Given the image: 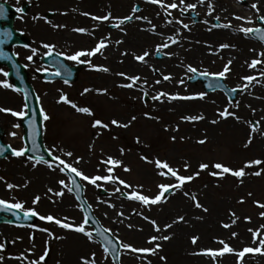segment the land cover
<instances>
[{
  "label": "rangeland",
  "instance_id": "rangeland-1",
  "mask_svg": "<svg viewBox=\"0 0 264 264\" xmlns=\"http://www.w3.org/2000/svg\"><path fill=\"white\" fill-rule=\"evenodd\" d=\"M3 1L9 2L0 0ZM19 2H12L16 3V9L28 3ZM111 2L113 5L107 7L108 0H38V10L29 4L25 13H14L12 28L25 43L11 51L24 66L27 84L34 91L40 110L49 117L46 121L42 119L45 151L89 178L111 176V180L101 179L95 184L81 180V184L94 216L120 242V264H257L262 260L258 257L264 256V246L260 244L264 239V216L261 215L264 208L258 206L264 204V163L248 168L245 165L256 160L264 162V47L240 29L260 26L258 10L264 0H184L183 4L180 0ZM172 3L177 7H168ZM190 4L195 8H188ZM135 6L139 7L135 13L142 21L137 20L134 26L111 31V38L105 32L110 30L108 23L113 21L101 26L96 34L88 31V19L96 22L91 17L104 18L109 10L120 22L134 14ZM115 8L117 12L113 11ZM86 13L87 17H83ZM149 18H159L161 23H149ZM237 37L253 43L259 52L244 56L242 49H232L239 40ZM173 39L177 43H172ZM211 41H216L213 46L219 47L222 58L217 59L216 54L211 56L210 50L202 47L206 42L211 46ZM101 42L106 47L91 57H81V63L64 58L72 68L82 66L72 83L42 79L40 71L45 68L42 59L49 55L44 45L52 48V54L65 57L92 51ZM165 43L169 46L163 47ZM146 52L143 62L136 59ZM254 60L259 61V66L251 69ZM135 62L141 63L137 64L139 70L133 67ZM225 65L229 71L223 78L224 84L239 91L232 101L222 92L206 93L201 83L189 82L194 74L187 70L189 66L199 74H218ZM4 73L8 69L0 66V85L6 82L11 89L0 86V108L17 113L25 111L27 115L21 93ZM165 76L170 79L164 80ZM125 77L139 79L133 87H125L132 83ZM248 77L255 79L248 83L245 79ZM160 93L166 95L153 99ZM201 94L203 99L198 98ZM171 96L197 98L170 100ZM61 97H67L77 107L88 108L92 115L59 102ZM225 109L231 113L227 119L219 116ZM201 116L203 119H186ZM23 119L0 112L2 143L14 151L25 150ZM95 121L107 127H93ZM113 121L128 126L119 127ZM253 128L256 130L252 131ZM200 140L206 142L201 144ZM69 152L70 157L66 155ZM109 158L119 162V166L110 165ZM157 161L166 163L180 176L190 177L197 172L199 175L186 181L180 190L173 189L155 205L128 199L133 192L152 199L160 193V185L178 183L167 169L156 167ZM201 164L209 167L201 171ZM216 164L233 171L244 169L245 175L236 178L230 173H220L213 167ZM58 165L59 160L37 164L26 155L0 160V200L20 203L23 205L20 211L38 214L32 227L0 225V264H80L79 259L85 260L84 264L90 259L96 264H112L98 242L38 218L52 216L73 227L84 221L69 191L67 178L60 171L63 166ZM161 171L166 175L161 176ZM256 171L261 174L254 175ZM119 181L129 187L125 188ZM8 185L13 187L9 189ZM99 189L106 195L101 196ZM58 192L63 195H56ZM36 197L39 201L34 203ZM197 202L202 207L197 208ZM85 230L91 232L87 227ZM164 236L170 238L163 240ZM79 237L86 239L84 252L77 242ZM152 237L157 239L149 243ZM193 237L198 238L196 244L192 243ZM220 241L233 252L217 257L195 254L221 251L224 245ZM156 245L159 248L154 254L140 251L154 249ZM245 248L261 251L239 257L237 254ZM41 256H45L44 261L40 260ZM253 257L258 259L253 261Z\"/></svg>",
  "mask_w": 264,
  "mask_h": 264
},
{
  "label": "snow or ice",
  "instance_id": "snow-or-ice-1",
  "mask_svg": "<svg viewBox=\"0 0 264 264\" xmlns=\"http://www.w3.org/2000/svg\"><path fill=\"white\" fill-rule=\"evenodd\" d=\"M147 2L149 3H159V0H147ZM180 3L183 4L184 3V0H180ZM162 7L164 5H161ZM168 7L170 8H176L177 7V4L176 3H172L171 5H169ZM211 7V6H209ZM253 7H256V5H253ZM188 8H195V5L194 4H190L188 5ZM138 9L136 8H133V13H135ZM17 11H21V9H17ZM3 17V8L0 7V18ZM93 20H96L97 17L93 16L91 17ZM109 17L105 16L103 19L104 20H107ZM140 17H137V19H139ZM132 19V16H128L126 17L124 20H121L120 21V24H123L125 23L126 21H130ZM237 19H240L239 17H237ZM113 27H119V25H116L114 24ZM184 28H187L188 25H183ZM220 27H224V28H227V27H230L229 25H220ZM74 31H80V32H83L84 30L83 29H74ZM241 32H243L245 35H248V34H252V33H261V29H253V28H242L240 29ZM5 35H9L8 33H5ZM261 40H264V35H261ZM119 43V41H118ZM172 43H177L176 40H172ZM169 45L167 43H165L163 45V47H168ZM44 47L48 48L49 49V55L52 54V48L49 47L48 45H44ZM104 47H106V45L101 42L99 43L96 48L92 51H88V52H85V51H79V52H76L74 55H70V56H65L64 58L66 60H69V61H73V62H76V63H81L82 61L80 60L81 57H84V56H87V57H91L97 53H99ZM221 47H228V45H222ZM159 50H160V46H158L157 48V52L159 53ZM148 55V53H144V55L142 56H138L136 57V59L140 62H143L145 57ZM0 59H7V56L5 53L3 52H0ZM29 61H31L32 57L29 56L28 57ZM231 63V61H229V64ZM259 63V61H252V64H251V67H255L256 64ZM99 70H102V71H108V69H99ZM189 72L191 73H196L197 72V69L195 68H192L191 66L188 67L187 69ZM229 71V66L228 65H225L223 71L219 72L218 74H209L208 72H204V73H201V75L205 76V77H208V76H212L213 79H223L225 78L226 76V73ZM4 75L6 76L7 73H4ZM57 75H59L57 73ZM123 75V74H121ZM125 79H131L132 83L130 84H127V85H123L125 87H133V85L136 83V81L139 79V77H132V78H129V77H125ZM164 80H168L170 79V77L168 76H165L163 78ZM248 83H251L253 79H255L254 77H248V78H245ZM67 82V81H65ZM160 81L158 80L157 83H159ZM3 88L5 89H11V85H9L8 83H3L2 85ZM245 87H247V84L245 85ZM15 91V89H13ZM87 91V90H86ZM235 91V90H233ZM146 95V93H145ZM166 95L165 93H160L159 95L157 96H154L153 99L155 100H159L160 99V96H164ZM197 97H178V96H171L169 97L170 100H176V99H184V100H188V99H195ZM199 99H203L204 98V94H201L199 97ZM59 102H63L65 104H69L72 108H74L77 112H80V113H85V114H88V115H92V113L90 112V110L86 107H77V105H75L74 103H71V101L67 98V97H61V101ZM0 112H6V113H10L12 116L14 117H18L19 119H23L24 116L26 115L25 111H21L19 113L15 112V111H12V110H9V109H4V108H0ZM40 115L42 117L43 120H48L49 117L43 112V110L41 109L40 111ZM231 115V113L228 112L227 109H225L224 111H221L219 113V116L222 117V118H225L227 119L228 116ZM133 119H135L133 117ZM186 119H189V120H198V119H203V117H189V118H186ZM113 124L119 126V127H127L128 125H120L118 124V122L116 121H113L112 122ZM212 123H216V121H212ZM17 127L19 125H16ZM107 127L106 125L102 124V122L100 121H95L94 124H93V127ZM256 129L253 128L252 131H255ZM12 135H15L14 133ZM199 143L203 144L205 143L206 141L205 140H200L198 141ZM248 143L250 144L251 143V136L249 137V140H248ZM247 147V144L245 145ZM24 151L25 150H18V151H13V155L16 156V157H20V156H23L24 155ZM0 154H3L2 153V150H0ZM49 155H51V152H49ZM66 155H68L69 157L72 155V153H67ZM142 159H144V157H142ZM52 160L53 161H56V160H59V165H62L63 167L60 168V171L61 172H64L65 170H67L68 173L70 174H75V176L79 177L81 180L83 181H87L88 183H91V184H95L96 181L98 180H101V179H105L106 181L107 180H111V176L107 177V178H101L99 176L97 177H94V178H89L88 176L82 174V172H80L79 170H77L75 167H71L69 164H67L64 160L62 159H59L58 157H55V156H52ZM36 163L39 164V163H47L46 161L43 160L42 157L38 158L36 160ZM77 163H79V161H77ZM108 163L110 165H113V166H116L118 167L119 166V162L117 161H114L112 160L111 158H109L108 160ZM264 162L260 161V160H256V161H253L249 164H246L245 165V168H248V167H252L253 165H260ZM58 165V166H59ZM35 166V165H33ZM48 167L49 168H52V164H48ZM156 167L159 168V169H167V172L168 174H170L171 177H174L175 180L178 182V183H175V184H172V185H160V193L158 195H156L154 198L152 199H149L148 197L146 196H143V195H138L136 194L135 192H133L131 195H129L127 198L130 199V200H138L140 201L142 204L144 205H149V204H152V205H155L159 202H162L163 199L165 198L164 197V194L165 193H170L172 191V189H176V190H180L183 186V184L186 182V181H191L193 179L196 178V176L199 175V172H197L194 176H190V177H183V176H180L177 174V172L173 169H171L166 163H162L160 161H157L156 162ZM187 167V165H186ZM209 166L207 164H201L200 165V170H204L206 168H208ZM213 167H215L216 169H219L220 170V173H223V174H231L232 176L236 177V178H242L244 175H245V171L244 169H240V170H236V171H233L231 170L230 168L228 167H225L221 164H216L214 165ZM125 171H128L129 169L125 168L124 169ZM109 172L111 173V168H109ZM220 173H210V175H219ZM161 176H164L166 175V173L164 171H161L159 173ZM254 175H257L259 176L261 173L259 171H256L253 173ZM113 182H116V181H113ZM61 185H64V181H60ZM119 183L123 184V186L125 188H128L129 185H127L126 183H124L123 181H119ZM13 186L12 185H8V188L11 189ZM51 191V190H50ZM69 191H71V189H69ZM77 191H79V187L77 186ZM117 191H120V189L118 188ZM56 195H63L62 192H58L56 193ZM185 195H187V193H185ZM193 199L195 200V197H193ZM39 201V197H36L35 200H34V203L38 202ZM241 203H243V201H241ZM112 205H109V207H111ZM195 206L197 208H200L202 207L198 202L195 204ZM259 207H262L264 208V204H258ZM23 208V205L20 204V203H15V204H9V203H6L2 200H0V211H3V210H16V211H20L21 209ZM204 211H207V209H204ZM37 213L35 211H24L23 212V217L24 219H30L32 217H37ZM234 215V214H233ZM262 216H264V213H261ZM39 219L41 220H46V221H49V222H53L55 224H57L59 227L63 228V229H71L72 231L76 232V233H82L85 237H87L89 240L92 239L93 237V233L92 232H89V231H86L85 230V227L86 225L88 224L89 220H90V217L88 215H86L84 217V221L81 225L79 226H76V227H73L71 226L69 223L67 222H61L60 220H56L54 219L52 216H48V217H43V216H40L38 217ZM67 219V218H65ZM180 220H183V217L180 218ZM151 223H153V227L156 229V231H160L159 228L156 227L155 225V222L154 221H150ZM167 227H171V225H168ZM224 227H229V225H224ZM46 231V230H45ZM109 230L108 229H104L103 232L101 233H97V235H100V236H103V233H106L108 232ZM49 235H51V233H49ZM236 233H233V236L235 237ZM256 233H254V240H255V237H256ZM170 237L168 236H164L162 237L163 240H168ZM157 239V237H152L151 240L149 241V243H152L153 241H155ZM197 239L196 237H193L192 239V243L193 244H196L197 243ZM105 242L106 243H109L111 244V241H108L106 238H105ZM120 242L119 241H116V244H113L112 247H111V251L113 254L116 253V245H118ZM221 244H223V249L221 251H212V250H208L204 253H195V254H203V255H208V256H211V257H217V256H222L224 255L225 253H232L233 250L227 245V244H224L223 241H220ZM260 244L262 246H264V239H261L260 240ZM2 247V246H0ZM124 248H129L128 245H123ZM159 248V245H156V248L154 249H148V250H140V251H145L147 252L148 254H154L156 250H158ZM105 252L107 253L109 251V248H105L104 249ZM131 251H137L136 249H130ZM253 251H256V252H259L261 251L260 248H257V249H252V248H245L243 251L239 252L237 255L239 257H243L246 253H249V252H253ZM47 254V249L45 250V255ZM45 259V256H41L40 257V260L41 261H44ZM161 259H165L164 257H161Z\"/></svg>",
  "mask_w": 264,
  "mask_h": 264
},
{
  "label": "water",
  "instance_id": "water-1",
  "mask_svg": "<svg viewBox=\"0 0 264 264\" xmlns=\"http://www.w3.org/2000/svg\"><path fill=\"white\" fill-rule=\"evenodd\" d=\"M0 7L3 8V17L0 18V52L5 53L7 56V59H0V64H4L10 69L9 77L13 79L16 87L23 92L28 107V116L24 119L22 123V126L24 128V141L27 147L25 154L29 155L30 157L36 160L42 157L44 161H48L51 159V157L45 152L42 144L41 117L38 110L37 100L33 94L30 85L27 84L26 75L24 74L23 68L17 63L16 59L8 52V48L12 45H22L23 39L21 37H18L16 33L12 30V21L11 19H9V16L11 15V9L8 6L6 7L4 5H0ZM3 22L7 24V26L4 28L1 27V23ZM5 33H8L9 35H5ZM43 63L51 65L53 68L56 69L57 73L59 74L57 75V73H44L42 75L44 80H62L67 82H73L76 79L77 72L80 70V68L70 69L67 65H65L64 58L58 57L57 55H50L48 58H45L43 60ZM198 80L202 81L204 89L208 92L221 90L225 92L231 100H233L235 98V95L237 94V91H230L229 89H227L223 85L221 79L217 80L213 79L212 77H205L203 75L194 74V78L190 82H196ZM1 134L2 131L0 130V135ZM0 150H2L3 153L0 154V159H3L8 155H12L13 153V151L10 150L8 147L2 145L1 141ZM64 172H66L70 177L72 190L76 195L77 201L82 206L84 214L90 217L88 223L94 226V235L99 237L101 243L105 246V248H109V251L112 253L111 247L113 244H116V241L112 240V238L107 233H103V236L97 235V233L103 232V229L100 228L96 220H94L89 207L86 205L83 199L82 187L79 184L77 176H75L74 173H68L67 170H65ZM77 186L79 187V191H77ZM168 194L169 193H166L165 195L167 196ZM1 215H7L11 217V220L6 221L5 219L1 218ZM34 220L35 217H32L27 220L24 219L23 213L18 212L16 210L0 211V224L3 222H8L10 224L27 225L33 223ZM105 238L108 241H111V244L106 243ZM118 250L119 246L116 245V253L114 254L115 258L118 254Z\"/></svg>",
  "mask_w": 264,
  "mask_h": 264
},
{
  "label": "bare ground",
  "instance_id": "bare-ground-1",
  "mask_svg": "<svg viewBox=\"0 0 264 264\" xmlns=\"http://www.w3.org/2000/svg\"><path fill=\"white\" fill-rule=\"evenodd\" d=\"M110 1V5H112V2H111V0H109ZM249 3H251V2H249ZM247 6H250V4H247ZM154 10V9H153ZM155 11H157V9L156 10H154V12ZM158 11H159V9H158ZM159 12H161V11H159ZM258 13H259V15L264 19V2H262V5L261 6H259V10H258ZM239 14V12H237V15ZM148 21H149V23H152V22H154V23H156V22H158V23H161L160 21H159V18H157V20H155V19H153V18H149L148 19ZM140 24H144V23H140ZM132 26H134V24L133 23H130V24H127V26H122L120 29H124V28H126V27H132ZM143 27H146V25L144 24L143 25ZM90 28L92 29V31L89 29L88 31L90 32L91 31V33H95L96 34V32H97V30L98 31H100V29L101 28H97V27H91L90 26ZM119 29V30H120ZM118 30V31H119ZM43 32H45V31H43ZM105 34H107L106 32H105ZM118 32L116 33V35H115V37H116V39H118ZM182 38V37H181ZM219 38V37H218ZM241 38H243V37H237V39H239V40H236V42H235V44L232 46L233 48L232 49H235V50H239V49H242L243 51L241 52V54H244V56H247V55H252V54H255L256 52H259L258 51V49L256 48V46L253 44V43H250V42H247L246 40H242ZM212 40V39H211ZM209 41V40H208ZM212 42V45L210 46V44H209V42H206V43H203L202 44V47H206V48H208V50H210V53H212V54H210L211 56H213L214 54H216L217 55V59H219V58H222V55H221V53H218L220 50H218L219 49V47H215V46H213V43L214 42H216V41H211ZM108 46L109 47H112V45L111 44H108ZM105 50H106V48H105ZM110 50H112V49H110ZM171 54H172V57H173V55H174V57L176 56V53H175V51H173L172 50V52H171ZM240 54V55H241ZM234 58H236V57H238L237 55H232ZM171 57V58H172ZM252 63V62H251ZM135 64L136 65H133V67L134 66H136V69H138L139 68V65H141V63L139 64V63H136L135 62ZM137 64H139L138 65V68H137ZM248 66H249V63H248ZM256 66L258 67L259 66V63H257L256 64ZM130 68V67H129ZM250 68L251 69H255L256 67H251V64H250ZM245 69H248V68H245ZM139 70V69H138ZM262 73H264V69L262 70ZM175 215V214H174ZM175 218H173V219H171V221L170 222H172L173 220H174ZM139 239V238H138ZM78 243H79V245L81 246V248H80V250L81 251H85V245H86V239L85 238H82V237H79V241H77ZM253 256V255H252ZM253 258H255V259H253V261H255L256 259H258V258H261L262 260L260 261V262H258L257 261V264H264V256H263V258L262 257H253ZM204 259H206V257H204ZM203 260V259H202ZM85 260H82V262H81V260L79 259V262H80V264H82L83 262H84ZM253 263V262H252ZM84 264V263H83ZM86 264H94L93 262H92V260L90 259V260H87L86 261ZM254 264V263H253Z\"/></svg>",
  "mask_w": 264,
  "mask_h": 264
},
{
  "label": "flooded vegetation",
  "instance_id": "flooded-vegetation-1",
  "mask_svg": "<svg viewBox=\"0 0 264 264\" xmlns=\"http://www.w3.org/2000/svg\"><path fill=\"white\" fill-rule=\"evenodd\" d=\"M112 5H113V3H112ZM31 6H33L34 9L36 8V9L38 10V2H34V3H32ZM108 6H111V5H110V1H108L107 7H108ZM110 9H111V8H110ZM113 11L117 12L116 8H115ZM106 16L109 17L107 20H104L102 17H101V18L98 17L96 20H94V21H96V22H94V23L90 22V20L88 19V21H87V22H88V24H87V29H90V30L92 31V29L90 28V26H91V27H97V25H98L97 28H99V27L105 25V23H107V22H110V21H113V22H114V20H112V19H113V18L116 19V18L118 17L117 15L111 14L109 10L106 11ZM83 17H87V13H86L85 15H83ZM37 20H38V19H37ZM42 21H44V20H42ZM84 22H85V21H84ZM96 23H97V24H96ZM108 24H109V25H108V28H109V29H113V28H114L113 25H114L115 23H108ZM116 25H117V23H116Z\"/></svg>",
  "mask_w": 264,
  "mask_h": 264
}]
</instances>
